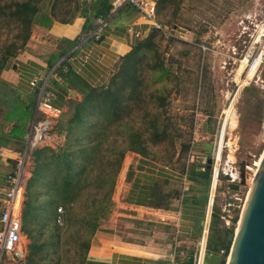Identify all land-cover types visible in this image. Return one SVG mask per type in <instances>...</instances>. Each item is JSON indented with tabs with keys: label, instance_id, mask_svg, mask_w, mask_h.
<instances>
[{
	"label": "crops",
	"instance_id": "obj_1",
	"mask_svg": "<svg viewBox=\"0 0 264 264\" xmlns=\"http://www.w3.org/2000/svg\"><path fill=\"white\" fill-rule=\"evenodd\" d=\"M76 1L79 13L71 22L34 25L24 48L0 73V84L8 87L27 110L29 119L25 125L6 116L0 121V187L6 185V177L13 172L22 152L35 103V88L30 81L36 76H47L65 58L60 66L67 73L55 71L47 83L54 93L53 105L62 112L55 127L64 125L73 102L81 100L85 85H106L124 57L153 30V21L145 19L125 0ZM105 6L110 9L103 17L106 26L99 39L79 44L80 37L95 26L96 15ZM14 126L18 129L14 130ZM201 130L205 131L204 126ZM195 134L196 142L208 138L198 131ZM48 142L41 147L49 146ZM203 146L202 150L191 152L187 161L194 163L184 171L177 168V163L166 166L127 153L116 190L117 206L124 212H113L94 232L85 264H182L190 255L194 256V264H219V257L206 256L214 206L213 202L208 207V201L214 198L216 180L210 184L205 170L207 160L214 155L215 142ZM130 223L136 227L134 231L128 229L132 227ZM22 236L25 235L21 231Z\"/></svg>",
	"mask_w": 264,
	"mask_h": 264
},
{
	"label": "trees",
	"instance_id": "obj_2",
	"mask_svg": "<svg viewBox=\"0 0 264 264\" xmlns=\"http://www.w3.org/2000/svg\"><path fill=\"white\" fill-rule=\"evenodd\" d=\"M173 1L158 0L156 14ZM109 9L105 6L96 17L105 18ZM78 13L76 0H0V73L24 48L34 25L69 23ZM154 36L153 29L132 48L107 86L85 85L65 124L52 130L57 144L32 152L33 168L25 182L21 209V231L29 241L25 264H85L92 235L111 213L126 154L156 161L150 149L166 143L167 155L157 161L170 164L179 162L190 150V142H180L176 154L170 125L141 107L147 72H158L160 80L169 76L161 62L142 61L144 52L157 56ZM59 70L63 71L61 66L56 68ZM63 73H67L65 69ZM148 97L159 107L165 106V95L159 91ZM176 137L180 139L181 134ZM185 167V162L181 163L180 170ZM58 208L62 210L61 225L56 221ZM236 220L237 214L233 222ZM219 221V210L213 206L206 256L219 257V264H225L226 254H219L228 252L226 239L233 229H218ZM182 264H194V256Z\"/></svg>",
	"mask_w": 264,
	"mask_h": 264
},
{
	"label": "rangeland",
	"instance_id": "obj_3",
	"mask_svg": "<svg viewBox=\"0 0 264 264\" xmlns=\"http://www.w3.org/2000/svg\"><path fill=\"white\" fill-rule=\"evenodd\" d=\"M155 18L161 27L153 28L154 50L157 51V56L144 52L142 61H151L158 65L161 62L169 76L160 80L158 72H147L142 96L144 101L141 107L142 110L152 111L151 115L157 116L163 124L170 125L169 131L174 138L176 154L179 152L180 142H190L191 147L179 162L170 164L157 161L167 155L169 145L166 143L152 146L149 154L162 165L177 163V168L180 169L181 163L185 162L186 167H192L194 162L187 161L191 152L198 148L202 150L205 148L204 143L213 141L216 149L218 131L223 119L222 113L230 104L226 110V117L232 113L235 126L230 128L228 125L226 129V145L219 168L214 206L219 210L220 215L217 228L221 230L232 228L234 231L250 186V179L256 171L257 166L254 164L255 162L256 165L258 164L264 149L262 133L264 84L261 82L264 81V68L261 74L257 73L259 76L248 87L241 88L236 98H233L240 86V82L238 83L235 77L243 68L241 61L249 54L254 40L255 25L264 21V0H174L162 6L155 14ZM2 41L0 38V44ZM158 91L165 95L163 108L148 97ZM232 98L234 102L230 103ZM5 116L9 120H18L21 125L28 124L29 121L27 110L11 95L8 87L0 84V121ZM202 126L206 132L201 130ZM197 131L201 136L207 134L208 138L196 142ZM174 133L181 134V138H175ZM222 134L224 135L225 131ZM50 142L49 146L57 144L53 137ZM196 144L198 147L195 146ZM241 164L250 168L249 177L243 185H239L238 189L233 191L229 189L224 176L230 173L237 176ZM32 168L31 153L25 162L23 188ZM123 168L124 160L121 169ZM117 179L119 182L120 175ZM118 184L116 181L111 213L100 226L109 220L113 212L120 214L124 212L116 202ZM228 201H231L233 206L230 212L226 213L222 209ZM235 209L238 211L236 212ZM236 214L237 220L234 223L233 218ZM132 223H130L132 227L128 229L134 231L136 227ZM28 244V239L22 236L19 246L23 258L4 256L2 264H25Z\"/></svg>",
	"mask_w": 264,
	"mask_h": 264
},
{
	"label": "built area",
	"instance_id": "obj_4",
	"mask_svg": "<svg viewBox=\"0 0 264 264\" xmlns=\"http://www.w3.org/2000/svg\"><path fill=\"white\" fill-rule=\"evenodd\" d=\"M126 3L134 7L145 19L151 20L153 28L160 29L159 24L154 20L156 14V3L151 0H125ZM106 26V20L99 16L95 18V26L84 33L80 37V43H85L89 39H99L100 33L103 27ZM254 40L252 41L249 49V54L241 61V71L236 75V81L239 83V89H237L233 98H236L238 91L241 88L248 87L253 80L259 76L257 73H262L264 68V21L255 25ZM65 58H61L58 63L50 70L47 76H36L30 81V86L35 88V103L31 113L30 122L26 133L24 135L23 147L20 158L17 160L15 168L12 173L6 177V185L0 187V264L3 263L4 256L21 259L23 258L22 249L19 246L21 238V219L20 213L23 202V172L25 162L29 155L35 149L45 145L51 136L52 130L56 123L60 119L61 110L53 105L54 93L48 88V76L56 71V68L64 62ZM257 59V67L253 68V62ZM256 66V65H255ZM253 71V73H251ZM245 75L243 76V73ZM258 73V74H259ZM252 74L251 79H248ZM243 77V80H241ZM264 84V81H261ZM237 84V83H236ZM232 98V100H233ZM231 102H234V100ZM230 106V104H229ZM228 106V107H229ZM227 107V109H228ZM226 109V110H227ZM226 110L223 111V119L218 131V139L216 149L210 164V184L213 180L215 182V189L218 183L219 168L222 162L224 153L225 135L228 126L226 118ZM225 131L223 135L222 132ZM262 133L264 136V123L262 126ZM233 181L236 179L232 175L227 174ZM237 177V176H236ZM235 199V197H233ZM214 198L211 197L208 201V207L213 205ZM233 203L228 201L224 204L222 211L229 213ZM59 214L57 217V223L62 224L61 208L57 209ZM229 217V215H227ZM224 219L223 216H221ZM222 255L226 254L224 250H221Z\"/></svg>",
	"mask_w": 264,
	"mask_h": 264
},
{
	"label": "water",
	"instance_id": "obj_5",
	"mask_svg": "<svg viewBox=\"0 0 264 264\" xmlns=\"http://www.w3.org/2000/svg\"><path fill=\"white\" fill-rule=\"evenodd\" d=\"M211 159L207 160L205 177L210 176ZM245 164L240 165L236 180L224 178L229 189L236 191L249 177ZM228 253L225 264H264V149L259 165L250 179V186L239 213L236 228L226 239Z\"/></svg>",
	"mask_w": 264,
	"mask_h": 264
},
{
	"label": "bare ground",
	"instance_id": "obj_6",
	"mask_svg": "<svg viewBox=\"0 0 264 264\" xmlns=\"http://www.w3.org/2000/svg\"><path fill=\"white\" fill-rule=\"evenodd\" d=\"M257 62H258L257 59L253 62V68H252V70L257 67ZM251 73H253V71ZM251 76H252V74L249 75L248 79H251ZM234 123H235V120H234V117H233V115L231 113L230 116H228V124H230V128H231V126L234 125ZM260 159H261V156L259 158V161H258V164L257 165H256V162H255V164H254L255 166H258L259 165ZM249 169H250L249 167H245L246 175H249V172H248ZM232 176H234V178L236 179V175H232Z\"/></svg>",
	"mask_w": 264,
	"mask_h": 264
}]
</instances>
